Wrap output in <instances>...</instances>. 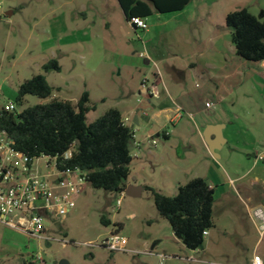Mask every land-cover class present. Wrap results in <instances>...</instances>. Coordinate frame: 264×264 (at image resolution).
Returning <instances> with one entry per match:
<instances>
[{
	"label": "rangeland",
	"instance_id": "1",
	"mask_svg": "<svg viewBox=\"0 0 264 264\" xmlns=\"http://www.w3.org/2000/svg\"><path fill=\"white\" fill-rule=\"evenodd\" d=\"M245 8L264 21V0H194L181 12H154L147 19L149 29L140 30L126 21L118 0H0V110L10 102L20 112L49 102L51 99L32 95L23 104L16 101L20 86L42 74L54 88V98L76 104L85 91L89 92L91 105L96 107L87 115L89 123L118 109L124 118L133 114L143 117L139 140L156 135L161 128L171 132L176 127L179 133L184 129L190 140L202 144L194 136L195 125L189 115L183 113L177 125L164 119L159 124L153 119L154 106L165 100V91L162 99L146 98L139 93L141 82L144 78L151 82L158 68L168 63L183 65L191 39L203 38L209 46L211 38L219 34H224L223 41L232 38L226 17ZM149 57L157 65L146 64ZM54 59L61 72H45L43 66ZM245 64L236 85L224 93V106L236 115L244 133L247 129L257 133L264 131V65ZM196 84L203 82L193 81L191 86ZM125 122L129 124L130 119ZM155 139L158 150L165 144H179L175 137L169 143L164 138ZM167 154L162 151L163 160L157 167L151 157L148 172L157 190L174 197L179 185L166 170ZM45 161L38 159L35 166L44 170ZM240 165L235 169L243 175L246 169ZM180 178L183 185L189 182L186 176ZM120 197L85 184L74 196L77 206L68 218L46 220L47 239L0 222V264H245L258 241V252L264 255V230H256V223L248 218L244 220V227L250 231H246L247 236L241 231L235 235L212 229L205 237L206 246L199 250H189L174 240L170 241L172 249H161V241L155 238L170 224L159 215L152 193L145 190L139 197L125 195L118 207ZM228 198L232 209L224 200H217L216 213L238 220L244 202L239 197ZM103 216L111 220L110 226L102 224ZM115 230L127 239L125 252H112L101 245Z\"/></svg>",
	"mask_w": 264,
	"mask_h": 264
},
{
	"label": "trees",
	"instance_id": "2",
	"mask_svg": "<svg viewBox=\"0 0 264 264\" xmlns=\"http://www.w3.org/2000/svg\"><path fill=\"white\" fill-rule=\"evenodd\" d=\"M193 1L118 0L129 23L133 17L148 19L154 12L184 11ZM226 26L231 31L239 59L264 62V21L245 8L229 13ZM43 70L61 72V66L54 59L45 64ZM29 95L51 100L21 112L0 110V125L18 150L31 158H55L61 171L81 170L86 174L87 183L95 189L118 194L126 191L134 160L131 147L135 132L118 109H111L89 123L87 115L96 109L91 105L89 92L85 91L76 104L54 98V88L42 74L20 86L17 103L23 104ZM68 153H71L70 157H67ZM146 190L152 193L159 215L169 222L174 235L189 250L200 249L205 242L204 233L215 226V195L208 181L202 177L194 178L181 185L174 197L153 187H146ZM101 222L105 226L112 224L105 216ZM118 226L123 228L121 224Z\"/></svg>",
	"mask_w": 264,
	"mask_h": 264
},
{
	"label": "crops",
	"instance_id": "3",
	"mask_svg": "<svg viewBox=\"0 0 264 264\" xmlns=\"http://www.w3.org/2000/svg\"><path fill=\"white\" fill-rule=\"evenodd\" d=\"M223 36L224 34H219L217 38H211L210 47L203 38L191 39L186 45L189 51L182 58L183 65H177L174 62L168 63L162 69L158 68V72L154 74V79L151 82L147 78L142 80L139 93L146 98L162 99L161 96L165 91V100L160 105L154 106L153 119L159 124L164 119L167 124L177 125L183 113L189 115L195 125L194 136L202 144L190 140L184 129L179 133L176 127L171 132L161 128L156 135L148 134L146 138L139 140L137 133L143 117L133 114L131 117L124 118L130 119L128 125L135 132L131 147L134 160L126 191L130 190L139 197L144 193L146 187L158 189L155 180L148 172L147 164L153 157L156 163V166L153 164L154 167L160 165L163 160L162 151H165L168 153L166 170L169 175L175 177L179 187L183 185L180 180V175H182L186 176L188 181L197 177L205 178L214 190L215 226L213 230L219 231L221 234L230 231L235 235L241 231L244 236H247L246 231H249V228L244 227L245 218L256 223V230L262 229L261 222L257 226L259 220L255 217L254 212L257 209L264 212V161L257 160L258 155L264 150V131L252 133L247 129L244 133L236 115L227 106H224V93L236 85L238 72L246 64L237 56L232 38L223 41L221 40ZM145 62L149 65L152 62L157 65V62H154V59L150 57ZM262 64L264 65V62ZM193 81L203 82V85L196 84L192 87ZM144 86L148 88L149 93L145 91ZM208 102L214 103V106L207 108L206 103ZM144 116L147 115L144 114ZM218 125H223L222 137L224 140L217 155L214 156L206 143L205 131L209 126ZM155 137L164 138L168 143L175 137L178 138L179 144L170 145V147L165 144L163 150H158V144L154 146L150 143V139H155ZM210 139L213 140L214 136H211ZM243 155H246L248 159H245ZM239 163L246 169L243 175L235 169L237 168L235 165ZM134 164L137 166L134 167ZM161 168L163 169V167ZM229 196L234 199L239 197V200L244 202L243 213L245 215L242 213L238 220L216 213L217 200H224L225 205H229L228 207L232 209V201L228 198ZM206 236H210L209 231ZM155 239L161 241L159 247L166 250L172 249L171 240L181 243L174 235L171 226L167 225ZM163 240H169V242ZM204 245L206 246V241L202 248ZM240 245L242 246V244ZM258 249L259 241L255 244L254 254L245 264H252L255 255H260L264 260V255L259 254ZM216 263L225 264L223 262Z\"/></svg>",
	"mask_w": 264,
	"mask_h": 264
},
{
	"label": "built area",
	"instance_id": "4",
	"mask_svg": "<svg viewBox=\"0 0 264 264\" xmlns=\"http://www.w3.org/2000/svg\"><path fill=\"white\" fill-rule=\"evenodd\" d=\"M130 23L135 29H149L145 18L133 17ZM144 88L147 93L150 92L146 86ZM213 106L212 102L206 103L207 108ZM2 110L19 112L13 102ZM150 143L154 146L158 144L154 138L150 139ZM70 156L71 153H68L67 157ZM42 158L46 159L44 170L35 166L36 160L41 158H31L18 150L11 136L0 125V222L38 239H47L46 220L49 217L63 220L71 215L77 206L74 196L87 184V177L79 169L59 170L55 158ZM257 160L264 161V150ZM120 195L118 207L122 205L126 191ZM254 215L264 230V212L257 209ZM204 234L208 235V232ZM126 242L127 239L115 230L101 245L112 252H125ZM252 264H264V260L255 255Z\"/></svg>",
	"mask_w": 264,
	"mask_h": 264
},
{
	"label": "water",
	"instance_id": "5",
	"mask_svg": "<svg viewBox=\"0 0 264 264\" xmlns=\"http://www.w3.org/2000/svg\"><path fill=\"white\" fill-rule=\"evenodd\" d=\"M222 127L223 125L209 126L205 131L206 143L210 149V152L214 156L217 155V151L219 150V147L221 146L224 140L222 137V129H223ZM211 136H214L213 140L210 139ZM126 195L130 197H137V195L133 194L130 190L126 191ZM61 264H68V263L66 261H62Z\"/></svg>",
	"mask_w": 264,
	"mask_h": 264
}]
</instances>
